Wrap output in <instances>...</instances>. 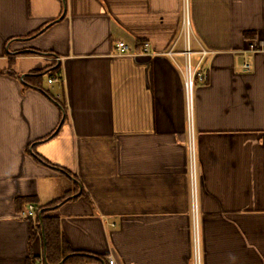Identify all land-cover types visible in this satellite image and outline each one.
I'll list each match as a JSON object with an SVG mask.
<instances>
[{
	"label": "crops",
	"instance_id": "crops-1",
	"mask_svg": "<svg viewBox=\"0 0 264 264\" xmlns=\"http://www.w3.org/2000/svg\"><path fill=\"white\" fill-rule=\"evenodd\" d=\"M65 2L0 0V264H47L27 198L61 201L50 214L92 257L67 264H194L185 17L210 52L193 98L200 264H264V0Z\"/></svg>",
	"mask_w": 264,
	"mask_h": 264
},
{
	"label": "built area",
	"instance_id": "built-area-1",
	"mask_svg": "<svg viewBox=\"0 0 264 264\" xmlns=\"http://www.w3.org/2000/svg\"><path fill=\"white\" fill-rule=\"evenodd\" d=\"M181 35L184 39V49L181 53L184 55L185 62L181 68L183 75V86L186 100L187 113V134H188V162H189V179H190V199H191V213H192V243H193V260L194 264H200L201 248H200V231H199V176H198V162L196 154L195 142V127L193 117V98L197 81L204 82L207 79L206 72L203 69V64L206 56L210 53L207 49L201 48L195 51L192 48L190 41V21L187 17L183 20V29ZM149 43L144 44V52L148 51ZM115 52L119 55L133 54V48L125 41H118L115 44ZM175 52L170 51L168 54L173 55ZM194 54H198L195 60ZM246 69L250 65L245 62L243 65ZM49 82H54V79H49ZM23 216L31 219L34 223L37 222V209L34 203H29L27 210ZM115 226L114 222L110 223ZM108 264H119L117 260L110 256Z\"/></svg>",
	"mask_w": 264,
	"mask_h": 264
},
{
	"label": "trees",
	"instance_id": "trees-1",
	"mask_svg": "<svg viewBox=\"0 0 264 264\" xmlns=\"http://www.w3.org/2000/svg\"><path fill=\"white\" fill-rule=\"evenodd\" d=\"M38 32V31H36ZM34 32V33H36ZM33 33V34H34ZM58 69H55L54 72H57ZM45 73H49V71H43L41 73H37V77H42ZM51 75V73H50ZM64 109V108H63ZM84 191H82V194ZM25 202L34 203L33 199H22ZM58 201H54L53 203H50L48 205H35L37 209V213L41 209L45 210L42 212L41 218L37 217V222L35 223L36 228L38 231H42L45 236V242H46V262L47 264H58L64 257L68 256V258L64 261L63 264H67L69 262L73 261H86L92 259V257L84 256L82 254H76L73 253V251L70 249L63 233L61 230V224L60 219L57 215H51L50 212L55 208ZM49 208V209H48ZM34 227V226H33ZM36 232L33 231V237H35Z\"/></svg>",
	"mask_w": 264,
	"mask_h": 264
},
{
	"label": "water",
	"instance_id": "water-1",
	"mask_svg": "<svg viewBox=\"0 0 264 264\" xmlns=\"http://www.w3.org/2000/svg\"><path fill=\"white\" fill-rule=\"evenodd\" d=\"M62 2H63V7H64V12H63V14H64V13H65V10H66V2H65V0H62ZM60 170L63 171L65 174H67L70 178H73V176H72L71 174H69L68 172H65L63 169H60ZM73 179H74V178H73ZM80 192H81V187H80L79 192H78L76 195H78ZM48 209H49V208H48ZM44 210H45V208H44V209H41V210L39 211L38 215H39L40 218H41L42 212H43ZM42 232H43V230H42ZM43 236H44V234H43ZM44 245H45V251H46L45 237H44ZM84 255H87V254H84ZM68 256H70V255H68ZM68 256L64 257V258L61 260V262H60L59 264H62V263L68 258Z\"/></svg>",
	"mask_w": 264,
	"mask_h": 264
}]
</instances>
